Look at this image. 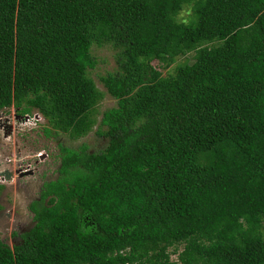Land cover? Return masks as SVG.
<instances>
[{"label":"trees","instance_id":"1","mask_svg":"<svg viewBox=\"0 0 264 264\" xmlns=\"http://www.w3.org/2000/svg\"><path fill=\"white\" fill-rule=\"evenodd\" d=\"M94 45L115 51L104 92ZM11 106L107 145H60L0 264H264V0H0V116Z\"/></svg>","mask_w":264,"mask_h":264},{"label":"rangeland","instance_id":"2","mask_svg":"<svg viewBox=\"0 0 264 264\" xmlns=\"http://www.w3.org/2000/svg\"><path fill=\"white\" fill-rule=\"evenodd\" d=\"M188 15L189 12H183L180 17L187 18ZM92 53L97 60V65L90 71V77L104 92L106 90L100 82V77L116 67L115 51L107 45L102 47L94 45ZM193 55L191 53L178 57L168 67L158 64L157 61L153 65L164 76L173 72L179 64H192ZM114 106H116V100L109 94H105L98 106L97 118H101L105 109ZM16 115L15 107L11 106L3 111L2 117L0 116L2 122L8 120L13 124L12 134L0 128V171L15 170L18 160L23 161L27 170L25 176L17 179L14 174L9 182L0 184V242L7 244L10 248L19 244L20 235L33 227L35 222L31 205L39 200L44 183L60 176L62 153L60 145L75 149L86 145L89 152H98L107 145V139L96 133V127L78 139H71L68 134L62 132L47 136L44 132V128L47 127L46 120L43 125L34 129L31 127L21 129L19 124L21 117ZM27 165L31 167L27 169ZM181 250L182 246L179 247V251ZM171 260L178 262V254L171 253Z\"/></svg>","mask_w":264,"mask_h":264},{"label":"flooded vegetation","instance_id":"3","mask_svg":"<svg viewBox=\"0 0 264 264\" xmlns=\"http://www.w3.org/2000/svg\"><path fill=\"white\" fill-rule=\"evenodd\" d=\"M1 117H0V128L3 129L4 132L6 131L8 134H12L13 124L9 122L8 120H6V122H2ZM22 162L23 161L18 160V164L15 170L4 169L0 171V184H4V182H9L13 178L14 174L17 176V179L25 176V173L27 172V170H25V164ZM27 167H28L27 169H29L31 165H27ZM2 173L4 176H1Z\"/></svg>","mask_w":264,"mask_h":264},{"label":"built area","instance_id":"4","mask_svg":"<svg viewBox=\"0 0 264 264\" xmlns=\"http://www.w3.org/2000/svg\"><path fill=\"white\" fill-rule=\"evenodd\" d=\"M45 122V118L40 113H33L31 115H25L20 119V127L28 128L31 127L32 129L42 125ZM29 129V128H28Z\"/></svg>","mask_w":264,"mask_h":264},{"label":"water","instance_id":"5","mask_svg":"<svg viewBox=\"0 0 264 264\" xmlns=\"http://www.w3.org/2000/svg\"><path fill=\"white\" fill-rule=\"evenodd\" d=\"M1 176H4L3 173L1 174Z\"/></svg>","mask_w":264,"mask_h":264},{"label":"clouds","instance_id":"6","mask_svg":"<svg viewBox=\"0 0 264 264\" xmlns=\"http://www.w3.org/2000/svg\"><path fill=\"white\" fill-rule=\"evenodd\" d=\"M40 199V198H39Z\"/></svg>","mask_w":264,"mask_h":264}]
</instances>
